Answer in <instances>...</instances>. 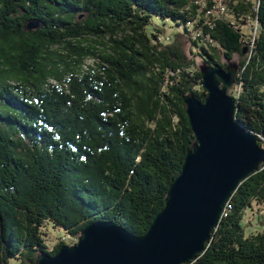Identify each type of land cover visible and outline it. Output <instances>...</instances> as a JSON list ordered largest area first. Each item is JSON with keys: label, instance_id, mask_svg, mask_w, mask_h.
Segmentation results:
<instances>
[{"label": "trees", "instance_id": "1", "mask_svg": "<svg viewBox=\"0 0 264 264\" xmlns=\"http://www.w3.org/2000/svg\"><path fill=\"white\" fill-rule=\"evenodd\" d=\"M226 4L235 23L204 25L211 44L194 45L211 65L239 55L235 119L262 135L264 0ZM203 5L214 0H0V264L57 254L65 243L48 250L46 221L77 238L99 220L147 232L195 141L182 99L207 94L181 39L146 28L157 15L188 32ZM250 17L253 45L240 29ZM31 21L39 27L27 30ZM87 59L96 65L85 70ZM229 201L188 264H264V230L242 224L253 202L264 206V164Z\"/></svg>", "mask_w": 264, "mask_h": 264}, {"label": "water", "instance_id": "2", "mask_svg": "<svg viewBox=\"0 0 264 264\" xmlns=\"http://www.w3.org/2000/svg\"><path fill=\"white\" fill-rule=\"evenodd\" d=\"M39 27L38 21L27 30ZM246 48L244 49V53ZM207 63V62H206ZM238 69L219 63L200 69L204 102L186 94L195 136L182 169L165 196V205L143 236L120 224L93 221L74 245L55 255L41 252L34 264H188L205 251L222 210L240 183L264 164V140L235 119L237 103L228 94Z\"/></svg>", "mask_w": 264, "mask_h": 264}, {"label": "rangeland", "instance_id": "3", "mask_svg": "<svg viewBox=\"0 0 264 264\" xmlns=\"http://www.w3.org/2000/svg\"><path fill=\"white\" fill-rule=\"evenodd\" d=\"M251 1L253 4H256V0H247ZM218 3H224L226 5V11L223 12L225 19H229L232 22H235L234 17L227 11V0H218ZM256 21L251 17L248 18L245 24H241L240 29L244 34V39L246 43H249L257 34L259 30H256ZM155 28L160 30L159 37L162 38L163 43H169L174 38H180L182 44H184V51L189 56V58L195 60V64L190 67V71H200V69L207 65L206 60L202 56L201 50L199 47L194 45V42H197V45H202L206 48L211 44L210 38H204L206 35H203L202 30L200 33L195 34L196 29L192 28L190 32L185 31V24L182 21H174L168 18H162L161 16L154 15L152 17V24L147 26L146 32L151 35L152 33H157ZM103 49V46H101ZM247 53V52H246ZM201 54V55H199ZM221 64L228 66H235L238 69L240 57L235 55L232 60H228L223 55H221ZM96 61L92 59H87L84 62V69L87 67H94ZM52 82V81H51ZM235 85V83H234ZM231 87L232 93H236L239 88L238 85ZM230 89V88H229ZM262 138V135H259ZM263 143V139L261 140ZM242 224L244 226L246 234L261 232L264 230V206L259 205L253 202V206L244 211L242 216ZM45 244L49 251H51L58 243L64 242L67 245H74L77 243L78 238L70 235H65L63 230L60 228H54L52 224L47 221L42 227V233ZM9 264H18L16 259L9 260Z\"/></svg>", "mask_w": 264, "mask_h": 264}, {"label": "built area", "instance_id": "4", "mask_svg": "<svg viewBox=\"0 0 264 264\" xmlns=\"http://www.w3.org/2000/svg\"><path fill=\"white\" fill-rule=\"evenodd\" d=\"M204 9H205V5H203L200 8V13L202 12L203 13L201 15H198L194 20L190 21L187 24L188 32H190V30L194 28L196 29L195 34L200 33L204 25L211 27L214 21L224 19L223 12L226 11V5L224 3H218V0H214V5L211 8H208L206 11H203ZM232 23L234 24L235 22H232ZM256 30H258L257 25H256ZM204 38H208V36ZM254 39L255 37L252 39V42L250 43V45L254 44ZM231 210H232V203L228 200L222 210L220 220L224 217H227L229 213H231Z\"/></svg>", "mask_w": 264, "mask_h": 264}]
</instances>
